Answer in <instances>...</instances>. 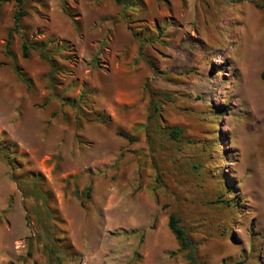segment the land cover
<instances>
[{
	"label": "rangeland",
	"instance_id": "374dc122",
	"mask_svg": "<svg viewBox=\"0 0 264 264\" xmlns=\"http://www.w3.org/2000/svg\"><path fill=\"white\" fill-rule=\"evenodd\" d=\"M142 1L0 0V264H264V0Z\"/></svg>",
	"mask_w": 264,
	"mask_h": 264
},
{
	"label": "trees",
	"instance_id": "16d2710c",
	"mask_svg": "<svg viewBox=\"0 0 264 264\" xmlns=\"http://www.w3.org/2000/svg\"><path fill=\"white\" fill-rule=\"evenodd\" d=\"M8 1V0H7ZM25 0H15V2L20 6L24 3ZM119 4L122 5L124 10L131 9L135 16L138 18V14L143 11L144 3L142 0H117ZM27 14V11L23 8H19L14 13V25L13 28L10 29L8 33L7 38V44L11 43L12 38V30H18L19 31V21L20 18ZM136 18V19H137ZM135 19V20H136ZM52 41L45 42V43H32L28 42L27 40L22 41V55L23 57H27L29 55V49L33 48L39 52V56L45 60L49 66H50V77L52 78L54 76V73L57 70L62 71L63 73H66L67 70L61 67L56 68L55 65L58 63L56 61V57L64 58V59H70L69 56L65 55L62 56L61 52H63L66 48L64 45H55L51 46ZM65 67V66H63ZM14 69L16 70L18 76L28 85L32 84L31 79L29 76L20 68L17 64H14ZM77 105V102L75 103ZM182 132L181 128L174 127L172 130H170V135L173 137H177ZM117 134L120 136H123L127 138L129 141H133L134 138L132 135H130L127 132L118 130ZM17 152L16 145L10 143L4 136H0V155L2 158L7 162V164L10 166L11 169H18L21 167L18 158L15 156ZM11 177L16 181L17 185L20 187H27L28 185L31 187L32 193L42 200V206L44 208V212L46 216L51 219L52 218V211L49 209L47 202L48 199L45 195V193L42 191V189L39 186L41 175L37 173H30V175L22 176L18 175L15 176L13 173L11 174ZM84 196L86 199L90 197L91 193V187L87 186L84 191ZM168 226L175 234L176 238L179 240L180 245L183 249L191 248V241L190 239L185 235L184 229L179 225V220L175 215H171L168 220ZM44 234H46L47 237H50L51 234H53V227L51 224H45L44 225ZM49 249L53 250L50 245H46ZM192 255V254H190Z\"/></svg>",
	"mask_w": 264,
	"mask_h": 264
}]
</instances>
